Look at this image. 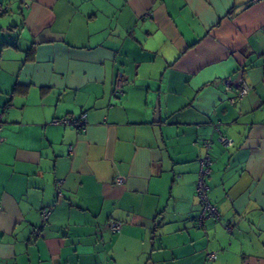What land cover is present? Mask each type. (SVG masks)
<instances>
[{
  "label": "crops",
  "instance_id": "1",
  "mask_svg": "<svg viewBox=\"0 0 264 264\" xmlns=\"http://www.w3.org/2000/svg\"><path fill=\"white\" fill-rule=\"evenodd\" d=\"M0 4V264H264V0Z\"/></svg>",
  "mask_w": 264,
  "mask_h": 264
},
{
  "label": "built area",
  "instance_id": "2",
  "mask_svg": "<svg viewBox=\"0 0 264 264\" xmlns=\"http://www.w3.org/2000/svg\"><path fill=\"white\" fill-rule=\"evenodd\" d=\"M5 10L4 7L0 4V14ZM127 83V80L124 76L119 74L117 76L116 82L114 84L113 88V94L116 96H120L123 94V86ZM223 83L230 87L232 81L230 79H224ZM248 92V86L243 84L238 89L237 94L234 97L229 98V102L234 104L238 99L242 98L243 95H245ZM87 122L86 113H82L77 118H54L51 123L53 124H66L70 126H74L75 128L81 130L84 128ZM3 129V112H0V132ZM1 140V135H0ZM217 140L223 144V145H229L231 146L233 144V140L225 135L219 134L217 136ZM210 141L205 142V146L209 147ZM211 172V159L209 157V154H206L200 161V166L197 174V179L195 183V192L197 199L200 204V212L197 215V220L199 224H201L207 217L213 218L215 220L220 219V213L218 208L210 201L209 198V190L210 187L207 183V178ZM117 182H121L122 179L118 177L116 179ZM51 210L44 208L41 211V224L45 225L48 221V218L50 217ZM121 227V222L116 220H111L109 222V229L112 232L119 231ZM39 230V229H37ZM37 230L35 229L36 233ZM208 257L210 259H214L216 257L215 253H209Z\"/></svg>",
  "mask_w": 264,
  "mask_h": 264
},
{
  "label": "water",
  "instance_id": "3",
  "mask_svg": "<svg viewBox=\"0 0 264 264\" xmlns=\"http://www.w3.org/2000/svg\"><path fill=\"white\" fill-rule=\"evenodd\" d=\"M157 118H158V109H157V104H156L154 119H157Z\"/></svg>",
  "mask_w": 264,
  "mask_h": 264
},
{
  "label": "trees",
  "instance_id": "4",
  "mask_svg": "<svg viewBox=\"0 0 264 264\" xmlns=\"http://www.w3.org/2000/svg\"><path fill=\"white\" fill-rule=\"evenodd\" d=\"M4 116V115H3ZM199 214V213H198Z\"/></svg>",
  "mask_w": 264,
  "mask_h": 264
}]
</instances>
